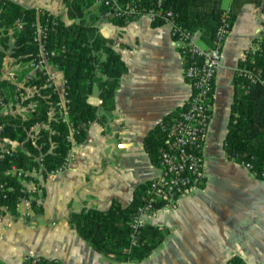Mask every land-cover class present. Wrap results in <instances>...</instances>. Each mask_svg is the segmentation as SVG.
Returning <instances> with one entry per match:
<instances>
[{"label": "crops", "instance_id": "0c3cea01", "mask_svg": "<svg viewBox=\"0 0 264 264\" xmlns=\"http://www.w3.org/2000/svg\"><path fill=\"white\" fill-rule=\"evenodd\" d=\"M5 1L45 11L69 23L62 0ZM242 1L223 42L221 66L214 79L211 120L202 150L204 180L175 207L146 217L147 225L168 232L148 257L126 263L93 250L68 225V216L84 208L107 209L113 201L126 206L138 185L160 175L144 150L143 139L158 124L184 110L191 88L168 24L152 26L142 16L119 26L109 13H98L101 3L94 4L86 19L96 16L94 26L111 43L126 72L111 110L101 108L99 90L94 86L88 103L98 109L101 119L86 126L67 169L42 181L43 201L36 205L40 212L26 205L15 213L0 208V264H22L26 258L37 257L61 264H226L234 257L244 264H264V179L229 160L223 148L238 88V65L264 34V0ZM230 3L224 0L226 10ZM194 36L205 47L199 33ZM8 38L3 46L1 79L15 85L20 94L17 99H24L36 93L28 85L27 75L21 76L31 63L11 57L15 43L11 30ZM45 71L53 79L59 99L63 98L62 72L48 62ZM21 101L9 103L8 112L0 111V115L25 117L28 105ZM5 146L21 148L15 142H5Z\"/></svg>", "mask_w": 264, "mask_h": 264}, {"label": "trees", "instance_id": "16d2710c", "mask_svg": "<svg viewBox=\"0 0 264 264\" xmlns=\"http://www.w3.org/2000/svg\"><path fill=\"white\" fill-rule=\"evenodd\" d=\"M98 0H62L67 10L69 23L60 17L34 8H24L12 2L0 4V91L6 104L21 101L23 105L34 103L25 117L0 115V142H15L21 148L8 151L0 159V208L15 213L19 202L27 198L20 179L9 173L12 166L30 171L38 168L37 159H41L45 171L60 168L70 149L66 136L69 125L79 126L101 119L97 108L88 103L94 86L99 90L101 108L111 110L114 94L120 78L126 72V66L113 50L111 43L104 39L94 26L96 16L91 20L86 15L93 12ZM160 2V4H158ZM224 0H119L121 6L130 5L137 12L152 11L155 20L152 26H162V17L168 11L175 16V23L189 32L199 33L205 47H211L219 27L225 23L231 28L242 0H231L229 9L223 6ZM99 14L109 13L111 21L119 26L127 22L124 16H113L111 9L102 3L98 5ZM97 13V14H98ZM132 20V19H129ZM23 24L16 29V22ZM225 21V22H224ZM39 25L46 32L44 49L53 56L48 63L62 72L65 80V99L67 100V122L57 116L51 118V106L59 100L55 90L44 87L45 76L35 74L28 85L38 89L32 96L17 99L16 86L1 79L2 61L5 57L3 48L8 41V33L13 32L15 39L11 57L20 63H33L38 53V45L33 41L36 27ZM255 50L248 51L236 72L237 87L230 109V120L223 142L224 151L229 160L238 164L249 163L258 176L264 169V85L251 83L241 74L249 71L264 82V34L254 42ZM5 46V47H3ZM2 48V49H1ZM31 67L21 76L27 75ZM185 107H183L184 109ZM182 109V110H183ZM177 116V115H175ZM174 116V117H175ZM169 121L164 120L150 130L143 139V147L152 165L159 167L160 154L166 148L167 134L162 129ZM37 124H46L48 129L38 132L33 128ZM85 132L80 130L75 139L82 142ZM153 180L138 185L132 200L126 206L113 201L107 209L84 208L71 212L67 223L79 237L86 241L93 250L108 259L118 262H139L148 257L164 240L167 230L158 226L144 225L134 232L132 225L138 209L147 203V191ZM32 201V200H31ZM154 207L161 203L155 201ZM31 208L40 212L32 201ZM137 233L133 240L132 234ZM22 264H61L57 260L37 257ZM226 264H244L234 257Z\"/></svg>", "mask_w": 264, "mask_h": 264}, {"label": "built area", "instance_id": "2783aa9c", "mask_svg": "<svg viewBox=\"0 0 264 264\" xmlns=\"http://www.w3.org/2000/svg\"><path fill=\"white\" fill-rule=\"evenodd\" d=\"M118 1L98 0L99 3L111 9L113 16H124V20L127 23L142 16H146L151 22L155 20V14L152 11L139 13L130 5H119ZM4 2L5 0H0V4H4ZM162 19L164 24H168L171 27L172 36L180 50L184 64V75L190 85L191 95L184 110L177 116L172 117L166 123L167 125L162 128L167 134V146L160 154V175L152 179L153 183L147 191L148 201L138 209L132 225L134 232L146 225L147 216L152 215L157 210H168L175 207L180 198L190 195L204 180L202 150L211 120L214 79L221 66L223 42L230 31L229 25L225 23L218 28L212 46L201 47L196 43L195 34L175 23V16L172 12H166ZM22 27V22L17 21L16 29L19 31ZM36 28L33 41L38 45V53L31 64V71L27 74L26 80L29 81L35 74L41 73L45 76L44 87L54 90L53 79L45 71V65L48 62V58L53 56V52L48 53L44 49L45 30L39 25ZM241 74L251 83L259 82L264 85V82L259 77L249 71H243ZM10 79L15 80L16 78L10 77ZM6 80L9 81L8 79ZM35 91L37 93L38 89H35ZM66 105L67 100L64 93L63 98L51 106L49 116L51 118H56L57 116L63 122L68 123ZM9 107L8 104L4 103L0 91V111L6 113ZM33 108H35V104L29 103L28 110ZM88 124L81 123L77 127L69 125L66 139L70 143V149L60 168L50 172L45 171L40 158L37 159V169L27 171L14 166L11 167L9 173L20 179L24 191L28 194L27 198H23L19 202L18 207L26 205L31 208L32 201H35L37 206L42 203V181L48 176L62 173L67 169L73 158L74 150L80 143L75 139V135H78L80 130L84 131ZM38 128L39 130L41 128L48 129V126L46 124H37L33 130ZM7 151L8 149L5 145L0 142V159L6 155ZM240 165L250 171L253 177L264 179V169L258 176L249 163H241ZM155 201L161 203L160 207H154L153 203ZM1 209L6 210L5 208ZM132 238L136 240L137 233L136 235L133 233ZM29 259L37 258H26L24 261Z\"/></svg>", "mask_w": 264, "mask_h": 264}]
</instances>
